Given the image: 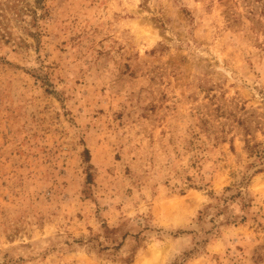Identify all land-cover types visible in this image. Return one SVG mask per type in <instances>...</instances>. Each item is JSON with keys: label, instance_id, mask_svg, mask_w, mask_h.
Wrapping results in <instances>:
<instances>
[{"label": "rangeland", "instance_id": "obj_1", "mask_svg": "<svg viewBox=\"0 0 264 264\" xmlns=\"http://www.w3.org/2000/svg\"><path fill=\"white\" fill-rule=\"evenodd\" d=\"M0 264H264V0H0Z\"/></svg>", "mask_w": 264, "mask_h": 264}]
</instances>
